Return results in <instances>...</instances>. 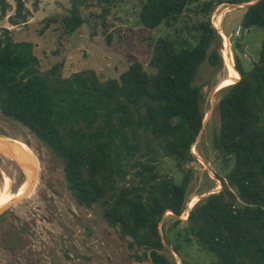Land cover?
I'll return each mask as SVG.
<instances>
[{
    "label": "trees",
    "instance_id": "16d2710c",
    "mask_svg": "<svg viewBox=\"0 0 264 264\" xmlns=\"http://www.w3.org/2000/svg\"><path fill=\"white\" fill-rule=\"evenodd\" d=\"M0 0L11 26L27 25L25 0ZM66 14L43 20L41 33L67 41L85 23L83 9L101 7L107 16L117 0H70ZM251 0H231L243 5ZM221 1L141 0L139 21L149 31L162 26L175 35L149 37V66L135 61L118 78L84 70L65 78L60 65L46 72L30 42L0 31V116L20 123L61 160L67 186L86 208L102 210L139 260L174 264L164 249L160 225L166 214L187 211L194 161L202 131L204 95L196 81L203 63H222L211 14ZM185 28L184 32L178 28ZM106 31L108 30L107 27ZM243 30L264 32V0L248 6ZM226 87L218 109L220 129L213 146L233 167L222 189L199 201L186 220L185 239L213 256L212 264H264V39L258 62ZM175 163L180 182L165 170Z\"/></svg>",
    "mask_w": 264,
    "mask_h": 264
},
{
    "label": "rangeland",
    "instance_id": "374dc122",
    "mask_svg": "<svg viewBox=\"0 0 264 264\" xmlns=\"http://www.w3.org/2000/svg\"><path fill=\"white\" fill-rule=\"evenodd\" d=\"M13 7L15 2L8 0ZM221 1L211 14V21L219 34L217 48L222 59L220 66L205 62L200 68L196 85L202 89L204 122L202 131L192 148L194 161L190 165L191 182L187 193V211L177 219L165 215L160 232L162 253L174 264H212L213 256L195 240L186 242V218L189 211L205 197L222 189L218 178H225L233 167V159L224 157L213 146L220 129L218 104L226 87L238 80V72L227 58L230 43L234 58L238 56L245 70L258 62L264 32L258 28L235 32L241 27L249 5L258 0L236 5ZM31 13L27 25L11 26L8 17L0 12V31L12 30L17 42H30L46 72L60 65L63 77L92 70L102 79L118 78L132 62L138 61L146 70L149 66V37L175 35L173 28L162 26L149 31L139 21L141 0H117L107 16L101 7L83 9V27L67 41H60L57 33H41L43 20L54 14H66L70 0H25ZM108 30L106 31V28ZM184 32L185 28L178 26ZM0 143L10 147L19 161L0 153V264H152L139 260L142 250L131 249L118 230L104 219L95 206H81L69 190L61 160L54 152L20 123L0 116ZM32 169L29 174L27 167ZM164 168L177 182L182 173L171 160H164Z\"/></svg>",
    "mask_w": 264,
    "mask_h": 264
},
{
    "label": "bare ground",
    "instance_id": "6f19581e",
    "mask_svg": "<svg viewBox=\"0 0 264 264\" xmlns=\"http://www.w3.org/2000/svg\"><path fill=\"white\" fill-rule=\"evenodd\" d=\"M0 153L1 154H5L6 157H9L11 159H15V160L20 162L17 154L10 147H8L7 145H4L2 143H0ZM24 166L27 167V170H28L29 174H32L31 167L29 165H26V164H24ZM4 200H5L4 197H2L0 199V210L3 208Z\"/></svg>",
    "mask_w": 264,
    "mask_h": 264
},
{
    "label": "built area",
    "instance_id": "2783aa9c",
    "mask_svg": "<svg viewBox=\"0 0 264 264\" xmlns=\"http://www.w3.org/2000/svg\"><path fill=\"white\" fill-rule=\"evenodd\" d=\"M240 31H241V27L238 28V30L235 32V35L239 36L240 35ZM227 58L229 59V61L231 62V65L232 67H235V58H234V55L231 51V48H230V43L227 44ZM189 215V213H188ZM188 219V217L186 218V220Z\"/></svg>",
    "mask_w": 264,
    "mask_h": 264
},
{
    "label": "crops",
    "instance_id": "0c3cea01",
    "mask_svg": "<svg viewBox=\"0 0 264 264\" xmlns=\"http://www.w3.org/2000/svg\"><path fill=\"white\" fill-rule=\"evenodd\" d=\"M239 78H240V77H238V80H239ZM238 80H237V81H238Z\"/></svg>",
    "mask_w": 264,
    "mask_h": 264
}]
</instances>
